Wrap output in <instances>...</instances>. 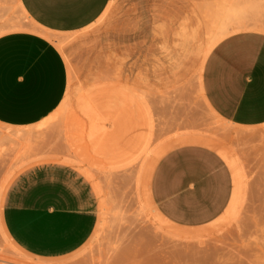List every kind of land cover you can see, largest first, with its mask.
I'll return each instance as SVG.
<instances>
[{
    "label": "rangeland",
    "instance_id": "obj_1",
    "mask_svg": "<svg viewBox=\"0 0 264 264\" xmlns=\"http://www.w3.org/2000/svg\"><path fill=\"white\" fill-rule=\"evenodd\" d=\"M224 1L247 27L264 28V0H110L93 26L55 37L68 72L62 112L42 129L0 125V264H264V125L227 124L199 94L202 51ZM17 28L30 29L17 0H0V35ZM189 134L212 148L181 143ZM184 146L213 151L230 172L229 204L203 227L167 222L150 199L151 153ZM46 162L75 168L98 200L89 240L56 261L24 255L2 225L11 183Z\"/></svg>",
    "mask_w": 264,
    "mask_h": 264
},
{
    "label": "crops",
    "instance_id": "obj_2",
    "mask_svg": "<svg viewBox=\"0 0 264 264\" xmlns=\"http://www.w3.org/2000/svg\"><path fill=\"white\" fill-rule=\"evenodd\" d=\"M109 1L17 0L30 29L0 35V125L33 128L58 110L68 72L62 53L46 36L60 39L87 30ZM201 72L203 99L220 120L238 128L264 125V33L226 36L209 52ZM149 194L167 222L203 227L229 204L230 172L209 149L175 148L156 163ZM97 220L98 200L91 184L59 162L19 174L3 201L5 234L21 253L36 260L71 256L89 240Z\"/></svg>",
    "mask_w": 264,
    "mask_h": 264
},
{
    "label": "bare ground",
    "instance_id": "obj_3",
    "mask_svg": "<svg viewBox=\"0 0 264 264\" xmlns=\"http://www.w3.org/2000/svg\"><path fill=\"white\" fill-rule=\"evenodd\" d=\"M250 1V0H249ZM18 6H19V4H18ZM19 8H20V6H19ZM20 10H21V8H20ZM21 13H22V15L27 19V17L25 16V14L23 13V11L21 10ZM211 24H212V29L210 30V32H209V34L207 35V37H206V42H205V44H204V49H203V51H202V56H203V60H202V64L204 63V61H205V59H206V57L208 56V54H209V52L212 50V48L219 42V41H221L223 38H225L226 36H228V35H230V34H234V33H238V32H242V31H257V32H261V33H264V28H262V27H259V26H251L250 28L249 27H247L246 26V24H245V20H244V14H243V11L241 10V9H239V8H236L235 6H230V5H228V3L226 2V1H224L223 2V4H221V6H219V7H217V9H215V11H214V13H213V18H212V22H211ZM26 30H29V29H25V30H22V29H19V28H17V29H15V32L16 31H26ZM1 35H3V34H1ZM44 36H46V35H44ZM54 45H55V47L56 48H58V46L60 45L59 43H58V41H57V39L53 36V37H50V36H46ZM185 37V36H184ZM185 38H187V37H185ZM189 38H192L191 36L189 37ZM185 44H186V42H185ZM198 87H199V94H200V96H201V98H202V100L204 101V99H203V95H202V91H201V86H200V75H199V77H198ZM204 103H205V101H204ZM63 104H64V101L62 102V104H61V106L58 108V110L54 113V114H52L51 116H49V118H46V120H44L43 122H41V123H39L38 125H36V126H34V127H36L37 129H42L43 127H45L47 124H48V122L51 120V119H53L56 115H58V114H60L61 112H62V110H63ZM206 104V103H205ZM207 106V105H206ZM207 108L209 109V107L207 106ZM82 109V108H81ZM209 111H210V113L213 115V116H215L216 118H218L210 109H209ZM70 117V116H69ZM73 120V119H72ZM190 135V134H189ZM186 136V135H185ZM193 136H195V137H197V134H195V135H193L192 134V136L190 135V136H188L187 135V137H186V139L185 140H183V141H181V143H185V144H201V145H205V146H207L208 148H212L210 145L212 144H207V143H205V141H208L207 139H209V138H204V136H199V138H201L202 137V141H201V139H198V138H195V137H193ZM182 137V136H181ZM184 137V136H183ZM189 137H191V138H189ZM6 138H7V140H10V138H9V136H6ZM177 138H179V137H177ZM176 138V140H178L179 141V139H177ZM185 138V137H184ZM205 140H204V139ZM175 139V138H174ZM173 139V140H174ZM204 140V141H203ZM210 140V139H209ZM172 142L170 141L169 142V144H171ZM174 143V142H173ZM175 143H176V141H175ZM214 143V142H213ZM214 145H215V143H214ZM213 145V146H214ZM145 146V145H144ZM216 146H218V147H220L219 145H216ZM216 146H215V148H216ZM176 147V146H175ZM178 147V146H177ZM203 147V146H202ZM167 148V147H166ZM221 148V147H220ZM165 149V148H164ZM168 149V148H167ZM166 149V150H167ZM223 148H221V150H222ZM161 150H162V148H161ZM218 150H219V148H218ZM158 151V150H157ZM168 151V150H167ZM142 152V154H145V151H141ZM154 153V154H153ZM156 153V154H155ZM224 153H226V155H229V154H227V152L225 151ZM146 154H147V151H146ZM145 154V155H146ZM166 154V152L165 151H161V152H152L151 153V155L153 156L154 155V162L155 161H157V160H159L163 155H165ZM148 155V154H147ZM232 160V159H231ZM227 161V160H226ZM152 162V161H151ZM150 161H149V163H151ZM149 163H148V166H149ZM156 163V162H155ZM151 164H153V163H151ZM228 164H229V162H228ZM152 167V166H151ZM233 168V167H232ZM235 168V167H234ZM152 169H154V168H152ZM152 169H150V170H152ZM147 172V171H146ZM147 178V177H146ZM148 189V188H147ZM146 195H148V194H146ZM147 199V198H146ZM149 202V201H148ZM149 206H150V204H149ZM230 207V206H229ZM151 208V207H150ZM159 216V215H158ZM157 218V217H156ZM162 222H164V221H162ZM208 227V226H207ZM211 227V226H210ZM173 228V227H172ZM199 229V228H198ZM206 229V228H205ZM177 230V229H176ZM180 229H178V231H179ZM182 230V229H181ZM180 230V231H181ZM186 230V229H185ZM200 230L202 231V233L200 232ZM200 230H198L197 232H196V230L195 231H193L195 234H201V235H206V234H204V232L205 233H207L205 230L203 231V229H200ZM179 231V232H180ZM179 232H177V233H179ZM185 233L187 232L188 234H190L189 232H191V230H189V231H184ZM181 234L183 233V232H180ZM179 233V235H181ZM193 233H191V235H192ZM195 234L194 235H192V237H194L195 236ZM179 235H174L175 237H180ZM183 235H185V234H182V236ZM171 236H173V235H171ZM188 235L186 234V238H188L187 237ZM199 236V235H198ZM198 236H196L195 237V239L198 241V239L200 240V238H197ZM191 237V236H190ZM189 237V238H190ZM203 237V236H202ZM169 238H170V236H169ZM171 238H174V237H171ZM170 238V239H171ZM186 238H184L183 237V241L184 240H190V239H186ZM192 239V238H191ZM194 238L192 239L193 241H196ZM202 239V238H201ZM180 240H182V238L180 239ZM175 241H176V239H175ZM178 242H179V240H178ZM186 242H189V241H186Z\"/></svg>",
    "mask_w": 264,
    "mask_h": 264
}]
</instances>
